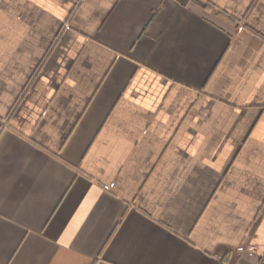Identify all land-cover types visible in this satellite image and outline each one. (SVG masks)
I'll return each mask as SVG.
<instances>
[{"label": "crops", "instance_id": "obj_1", "mask_svg": "<svg viewBox=\"0 0 264 264\" xmlns=\"http://www.w3.org/2000/svg\"><path fill=\"white\" fill-rule=\"evenodd\" d=\"M264 0H0V264H261Z\"/></svg>", "mask_w": 264, "mask_h": 264}, {"label": "built area", "instance_id": "obj_2", "mask_svg": "<svg viewBox=\"0 0 264 264\" xmlns=\"http://www.w3.org/2000/svg\"><path fill=\"white\" fill-rule=\"evenodd\" d=\"M236 250L238 252H246V253H256L258 256V259L260 261L261 264H264V248L263 249H259L257 244L255 243H247V244H242V245H238L236 247Z\"/></svg>", "mask_w": 264, "mask_h": 264}]
</instances>
